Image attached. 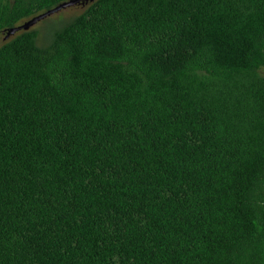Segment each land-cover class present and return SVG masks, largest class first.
Here are the masks:
<instances>
[{
  "label": "trees",
  "instance_id": "1",
  "mask_svg": "<svg viewBox=\"0 0 264 264\" xmlns=\"http://www.w3.org/2000/svg\"><path fill=\"white\" fill-rule=\"evenodd\" d=\"M64 0H0V32ZM0 264H264V0H92L0 45Z\"/></svg>",
  "mask_w": 264,
  "mask_h": 264
},
{
  "label": "rangeland",
  "instance_id": "2",
  "mask_svg": "<svg viewBox=\"0 0 264 264\" xmlns=\"http://www.w3.org/2000/svg\"><path fill=\"white\" fill-rule=\"evenodd\" d=\"M90 1L84 3H74L60 8L59 10L39 19L31 27H34L38 33V41L40 44H46L51 36L54 28L59 24L60 19L69 17L70 15L79 13ZM25 19L20 20L18 23L23 22ZM6 31L0 32V45L9 40L12 36L6 37Z\"/></svg>",
  "mask_w": 264,
  "mask_h": 264
},
{
  "label": "water",
  "instance_id": "3",
  "mask_svg": "<svg viewBox=\"0 0 264 264\" xmlns=\"http://www.w3.org/2000/svg\"><path fill=\"white\" fill-rule=\"evenodd\" d=\"M87 1H92V0H64L63 2L57 4L56 6L52 7V8H49L45 11H42L38 14H35L27 19H25L23 22L21 23H17L11 27H9L7 30H6V37H9V36H12L14 35V33H16L18 30H21V29H28L30 28L34 23H36L39 19L43 18V17H46L47 15H50L51 13L59 10L60 8L62 7H65L67 5H71V4H74V3H84V2H87Z\"/></svg>",
  "mask_w": 264,
  "mask_h": 264
},
{
  "label": "flooded vegetation",
  "instance_id": "4",
  "mask_svg": "<svg viewBox=\"0 0 264 264\" xmlns=\"http://www.w3.org/2000/svg\"><path fill=\"white\" fill-rule=\"evenodd\" d=\"M80 3H82V2H80Z\"/></svg>",
  "mask_w": 264,
  "mask_h": 264
}]
</instances>
